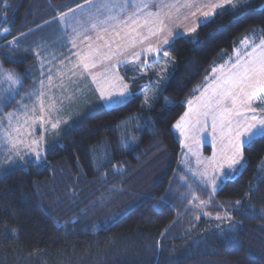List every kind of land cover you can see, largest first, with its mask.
I'll return each instance as SVG.
<instances>
[{"label":"trees","instance_id":"obj_1","mask_svg":"<svg viewBox=\"0 0 264 264\" xmlns=\"http://www.w3.org/2000/svg\"><path fill=\"white\" fill-rule=\"evenodd\" d=\"M84 1L0 0V65L25 85L38 55L43 70L57 69L72 47L56 17ZM234 5L122 66L133 94L126 103L93 111L98 100L83 92L71 106L80 120L54 135L44 156L9 162L0 150V264H264V138L242 147L243 166L212 191L179 166L172 129L213 67L253 30L264 37V0ZM17 35L15 46L7 42ZM164 63L168 77L145 108L141 87ZM137 65L154 68L141 75ZM129 122L141 134L128 149L120 135Z\"/></svg>","mask_w":264,"mask_h":264},{"label":"snow or ice","instance_id":"obj_2","mask_svg":"<svg viewBox=\"0 0 264 264\" xmlns=\"http://www.w3.org/2000/svg\"><path fill=\"white\" fill-rule=\"evenodd\" d=\"M129 2L130 0H124L123 4H118L116 0H104L99 7L89 12L84 20L76 21L77 28H74L73 31L77 37L89 31V28H84L83 32L78 30L83 28L85 23L90 26V30H99L104 35L97 34L96 40L102 43L95 48L91 44L89 45L88 52L80 57L78 65L75 66L80 71L71 70L72 77L90 76L93 83L98 86L102 78L112 86L108 80V74L113 65L104 67L98 73L92 70L103 65L105 61L111 62L114 57L118 56L123 51V41L135 45L137 42L142 43L163 32L166 27L165 18L162 16L164 9L191 8L194 6L191 0H186L183 4L180 3V0H173L172 3H165L164 0H159L156 3V0H151L157 10L155 12L147 11L145 14L144 10L149 8V2L134 0L135 13L126 15L124 19L112 14L116 9H120L121 14H123ZM228 4H232V0L212 3L210 10L202 13L200 22L202 24L207 23L208 18L213 16L216 10L222 9ZM233 7H235L234 4ZM109 32H111L110 36ZM188 32H195V28L188 29ZM183 35L182 32L176 33V36ZM169 36H172L171 32ZM84 38L89 39L86 34ZM74 39L72 41L73 47H75ZM167 44H169V38L165 37L162 45ZM240 44L241 48L234 51V55L229 57V61L225 65L220 66L219 69H212L214 76L212 84L205 88L195 108H193L192 101H188L189 111L185 112L175 124V127L185 135L193 131L203 132L209 124L214 134L219 131L221 141H226L225 147L233 153L227 156L225 160L227 167L233 170L237 164H240V160L236 159V152H239L244 145L251 146L257 138H264V107H253L254 104L264 103L258 100V97L264 96V39H259L257 42L256 30H253V37L251 39L242 38ZM161 50L160 45L157 47L149 46L146 49L147 52L153 54ZM139 57L140 54L136 53L131 59L137 61ZM233 59L234 62H232ZM128 62L129 57L127 56L116 60V64H127ZM137 66L143 68L142 65ZM165 68L167 65L162 66V69ZM6 76L11 84L18 83L11 73H7ZM49 79L51 80V78ZM119 80L121 81L120 90L116 93L106 92L103 87H98L100 99L107 101L109 105L126 103L133 95L128 91V85L123 83V77H120ZM41 84L43 85V81ZM162 85L163 81H156L157 90H162ZM61 87L64 88V85L61 84ZM15 95H19V92L14 93L10 90L7 95L0 97V104L6 106L15 98ZM32 95L35 96V100L31 108L27 105H18L22 115L14 112L0 117V145L8 147L9 153L15 152L20 160H23V156L20 155V145L23 144L24 138L31 136L36 125L43 128V125L49 124L51 129H56L59 121L53 123L50 116L63 104V98L57 100L55 96H46L43 91L39 95L36 93ZM155 99L156 95L153 92L151 97H145L142 106L151 107V101ZM37 109H39L40 115H36ZM5 119L7 120V127H4ZM25 126L31 131H26ZM39 144L40 140L31 139L30 144L25 145V147L28 148L29 154H35L39 157ZM8 160L14 162L10 154ZM223 166L222 164L221 167ZM214 187L218 186L214 184ZM161 199L163 200V198ZM239 203L241 201H236V204ZM217 219L220 217L217 216ZM225 239L231 246H239L240 244L236 237L226 236Z\"/></svg>","mask_w":264,"mask_h":264},{"label":"rangeland","instance_id":"obj_3","mask_svg":"<svg viewBox=\"0 0 264 264\" xmlns=\"http://www.w3.org/2000/svg\"><path fill=\"white\" fill-rule=\"evenodd\" d=\"M100 1H104V0H100ZM116 2L118 4H123L124 0H116ZM146 2H149V8L144 10L145 14L147 11L155 12L157 10L156 6H154L151 0H146ZM158 2L159 0H156V3ZM164 2L172 3L173 0H164ZM185 2L186 0H180L181 4ZM191 2L194 5L191 8L181 7L179 9L177 8H172L170 10L164 9L162 12V16L165 18L166 27L163 30V32L158 33L156 36L150 37L148 40L142 43L137 42L135 45H131L127 41H123L122 42L124 45L123 51L118 56L114 57L111 62L105 61L103 65H100L96 69L92 70L93 72L98 73L102 71L104 67H107L110 64L113 65V67H111V70L108 74V77L110 76V80L109 79L108 80L111 82L112 86H110L104 80L101 81L102 78L98 86L97 84L93 83L90 76H85V77H72L71 76V70H75L77 72L80 71V69L76 68L75 66L78 65L80 57L88 52L89 45L91 44V46L95 48L98 44L102 43L101 41L96 40L97 34L104 35V33L99 32V30L97 31L90 30V26L87 23H85L83 25V28H80L78 30L83 32L84 28H89V31L85 33L89 37V39L86 40L84 38L85 34H82L81 36L77 37L75 35V32L73 31L74 28H77L76 21L84 20L87 14L91 12L94 8L99 7L101 3H94V2L89 3L88 5L77 9L73 14L69 15L67 18H64L62 20L60 19L59 23L62 29L65 30V28L68 27L71 30V31L68 30V33L70 34L72 32L73 35H75L74 37L72 35V40L69 37H67L69 43L71 44V42L73 41V38H76L77 42H75V44H77V46H75L74 50L71 49L72 51L69 56L64 55L63 62H61L60 64H57L58 68L55 69L53 72L47 69L43 70L42 64L36 60L38 62V66H37L38 72L35 71L36 73H34L33 72L34 70L30 68L28 70L29 72L28 75H31V76L34 75V76H33L32 82L27 83L25 85L24 80L18 71L3 68L0 65V97L7 95L10 90L14 93L17 91L19 92V95H15V98L12 99L11 103L9 104L10 105L9 110L3 115H0V117L6 116V114L8 113H14V112L19 115H22V112L20 108L18 107V105L28 106V103L27 104L23 103V102L28 101L32 103L31 104L32 106L35 100V96L32 95L33 93H36V95H39L40 92L43 91L46 94V96H55L57 100H60L61 98H63L62 106H60L59 109L55 111L54 113H52L50 116V119L53 123H55L56 121H59L57 128L51 129L49 124L43 125V128H41V126L39 125L34 126L35 127L34 132H32L31 136H26L24 138L23 144L20 145V153H23L24 155H30V157L35 158V159H38L42 155L44 156V154L47 151H49L47 147H49L50 145H47V143H52L56 139V137H53V136L59 133H62L63 131H60V130H64V129L66 130L70 128L71 126H73L74 124H76L77 121L80 120V118L78 117L76 118L77 112L72 110L71 106L73 104L79 105L81 103V94L83 92H86V93L91 92L92 94V91H93L94 92L93 94L98 95L99 98H100V94L98 91V87H103L106 92L107 91H111L113 93L118 92L120 90L121 81L113 77L114 76L113 70L115 67H117L118 65L122 67L127 64H135L136 62H141L144 58L157 55L160 51L156 54H153V53L147 52L146 49L149 46L157 47L158 45H160L163 48L164 45H162V41L165 37H168L169 42H170L173 39V37H176L177 32H182L184 33V35L191 34L192 32H188V29H191V28L196 29V27L201 23L200 21H198L199 16L197 15L196 11L198 10L200 5L206 2V0H191ZM195 9L196 11L194 12ZM135 12H136V7L134 4V0H130L128 7L124 10L123 14H121L120 9L114 10L112 14L118 15L120 19H124L126 15L132 14ZM4 32L5 31H2L0 34L4 35L5 34ZM170 32L172 33V36H169ZM110 35H111V32H109V36ZM15 37H18V35ZM11 38L8 40L9 42H11ZM107 38L108 37L106 36V39ZM248 38L251 39L252 35L248 36ZM260 39H264V37H261ZM240 41L238 45L233 49V51L229 53V55L222 61V63L217 64L213 68L219 69L220 66L225 65L226 62L229 61V57H232L234 55V51L238 48H241ZM257 42H259V40H257ZM113 48H115V45H113ZM136 53H139L140 55H143V56L140 57L139 60L133 61L131 57ZM125 56L129 57V62L127 64H116L117 59H123ZM232 62H234V59ZM164 65L166 64L164 63ZM164 65L155 64L156 73L151 72V71L149 72V75L154 74L155 76L152 79H148V81L146 79L145 84L142 85L141 90H140L141 95L143 97L142 101H144L146 96L151 97L153 92H155V95L157 97L160 90H157L156 88V81L161 80L163 81V84H164L170 72V70H167L168 66L167 68L162 69V66ZM148 67L141 68L142 72L147 73L148 71L146 70H149ZM125 68L126 66L124 67V69ZM149 68L151 70L154 67L153 68L149 67ZM131 71L133 72V70ZM7 73H11L14 76V78L18 81V83L14 85L11 84L7 80V76H6ZM49 78H51V80ZM213 80H214V76L211 71V73L206 79L205 84L201 88H199L196 95H194V97L190 99L193 103V108H195V106L199 102V98L204 93L205 88L209 87L212 84ZM41 81H43V85L41 84ZM23 83H24V87L22 88ZM123 83L129 86V81H127V79H125ZM61 84L64 85V88L61 87ZM145 85H147V87H145ZM33 89H34L33 93H29L30 92L29 90H33ZM86 93H84V96L86 95ZM69 96L71 97L70 99L68 98ZM97 100H98V104L91 103L90 105V108L94 107L92 109L93 111L101 108V106L102 107L110 106L105 100H102V99L101 100L97 99ZM258 100L264 102V96L258 97ZM153 102L154 100L151 101V104ZM2 106L3 105L0 104V108ZM253 107H256V108L264 107V103L254 104ZM145 108H148V107H145ZM188 111H189V106L187 102L186 109L181 116H183L184 113ZM36 115H40L39 109H37ZM84 117L82 118V120L84 119ZM180 117L177 120H179ZM177 120L172 125V129L180 145V154H179V159H178L179 166L184 171H186L191 176V178L207 184L212 191H215L217 187H214V184L218 186L220 181H223L225 179L226 177L225 175L227 174V171H229L228 172L229 174H235L243 166L244 162H243V157H242V148L239 150V152H236V159L240 160V164H237L234 170L229 169L225 163V160L227 156L232 155L233 153L230 152L225 147L226 141H221L219 131H217L214 134L213 129L209 124V126L206 127L203 132L193 131L185 135V134H182L180 129L175 127ZM4 127H7L6 119L4 120ZM25 130L31 131V129H28L27 126H25ZM51 132L53 135L50 134ZM140 134L141 132L138 128V124L129 122L127 123V125H125L122 128L121 135H120V143L128 149L133 148L139 142ZM31 139L40 140V144L38 148V151L40 152L39 157L35 156V154H29L28 148L25 147V145L30 144ZM47 139H49L48 142H47ZM205 146L208 148L207 150H205L206 149ZM0 150H2L5 156H8L9 154L11 156L16 155L15 152L9 153V148L4 147L2 145H0ZM222 164L224 165L223 167H221Z\"/></svg>","mask_w":264,"mask_h":264},{"label":"crops","instance_id":"obj_4","mask_svg":"<svg viewBox=\"0 0 264 264\" xmlns=\"http://www.w3.org/2000/svg\"><path fill=\"white\" fill-rule=\"evenodd\" d=\"M237 1H239V0H232V4H228V5H233V4H235ZM92 2H94V3H103L104 1H100V0H87V2H86V0L84 1V2H82V3H80V4H78V5H76V6H74V7H72V8H70V9H68V10H66V11H64L63 13H61V14H59L56 18L58 19V21H60V19L62 20V19H64V18H67L69 15H71V14H73L77 9H79V8H81V7H84V6H86V5H88L89 3H92ZM219 2H222V0H206V2H204V4H202V5H200L199 6V8H198V10L196 11V9L194 10V12L196 11V13H197V15L199 16V19H198V21H201V16H202V13H204V12H207V11H209L210 10V5L212 4V3H219ZM78 6H80V7H78ZM227 6V5H226ZM212 17V16H211ZM211 17H209V18H211ZM208 18V19H209ZM65 30H70L68 27L67 28H65ZM71 31V30H70ZM72 35H73V33L71 32L70 34H69V38L72 40ZM75 35H73V37H74ZM174 38V37H173ZM10 39V38H9ZM17 37H12L11 38V42H9L8 41V43H10L12 46H15L17 43H16V41H17ZM75 42H77V39L75 38L74 39V43ZM71 44H73L72 42H71ZM75 46H77V44H75ZM71 47H72V49L74 50V48L75 47H73V45H71ZM143 55H140V57H142ZM146 56V55H145ZM139 57V58H140ZM39 59V61L42 63V64H44L43 63V61L39 58V55L37 56V59L36 60H38ZM117 66V65H116ZM116 69V70H115ZM113 77L116 79H119L120 77H123V81L125 80L124 79V76H123V74H122V70H121V67L118 65L117 67H115L114 68V70H113ZM108 79L110 80V76L108 77ZM104 79H102L101 81H103ZM120 81V80H119ZM94 92L92 91V95H94V97H96L97 99H99V100H101L99 97H98V95H95V94H93Z\"/></svg>","mask_w":264,"mask_h":264}]
</instances>
